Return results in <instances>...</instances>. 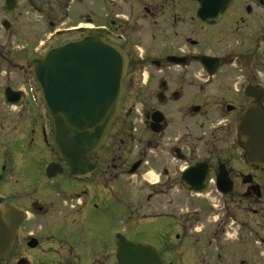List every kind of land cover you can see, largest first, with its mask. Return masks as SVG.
<instances>
[{
    "label": "flooded vegetation",
    "instance_id": "flooded-vegetation-1",
    "mask_svg": "<svg viewBox=\"0 0 264 264\" xmlns=\"http://www.w3.org/2000/svg\"><path fill=\"white\" fill-rule=\"evenodd\" d=\"M83 9L49 40L101 28L122 48L123 114L92 155L95 169L73 176L54 154L28 66L43 45L12 51L0 41V206L24 216L0 264H121V238L153 248L128 238L118 208L104 225L86 219L105 218L109 198L128 217L168 209L141 218L177 219L181 264H264V162L238 135L248 106L264 111V0H85ZM2 11L5 29L15 12L5 0Z\"/></svg>",
    "mask_w": 264,
    "mask_h": 264
},
{
    "label": "water",
    "instance_id": "water-1",
    "mask_svg": "<svg viewBox=\"0 0 264 264\" xmlns=\"http://www.w3.org/2000/svg\"><path fill=\"white\" fill-rule=\"evenodd\" d=\"M16 7L17 0H5L8 12H15ZM3 26L10 27L7 21ZM28 66L41 92L55 155L69 163L73 176L88 175L95 169L92 155L123 113L125 52L107 41L101 28H93L51 46L31 58ZM238 135L248 156L264 162V111L257 104L243 111ZM56 173L53 165L47 167V176ZM22 215L12 206H0V258L10 251ZM120 245L117 258L121 264H164L148 246L122 238Z\"/></svg>",
    "mask_w": 264,
    "mask_h": 264
},
{
    "label": "rangeland",
    "instance_id": "rangeland-1",
    "mask_svg": "<svg viewBox=\"0 0 264 264\" xmlns=\"http://www.w3.org/2000/svg\"><path fill=\"white\" fill-rule=\"evenodd\" d=\"M3 1L4 0H0V41H10L12 51L17 49L14 48L16 45L20 46L26 44L34 48H39L40 45H43L42 49L49 48L54 44L53 39L49 40V34L54 28L76 24L79 21V15L84 13L83 8L85 3V0H50L48 3L44 2L39 4L36 0H19L15 15L11 19H8L11 27L6 30L1 24V20L4 18V13L2 11ZM52 22L55 24L51 26ZM62 38L64 37L59 39ZM27 56H29V53ZM153 176L154 175L151 173V177ZM131 179L134 180L135 178L132 177ZM61 182L66 185L69 183V181L62 179ZM12 192H14V190H12ZM127 193L131 199H134L133 194L136 193L134 190ZM168 199L169 197H167V201ZM110 200L109 198L107 203L104 204L110 207L105 214V218L97 216L94 214V211H88L84 212L86 219L91 222L102 223V219H113L112 213L118 208L122 213L120 228L127 233L130 240H136L143 244L150 245L153 248L155 247L157 250L161 251L162 254L166 253L168 255V263L181 264L183 255L180 254L181 247L178 245L179 239L177 237L180 235V230L176 226L177 219H169L168 216H161L153 219L141 218V215L144 213L164 214L169 212L168 209L166 210L160 207L153 211H139L138 213L131 209L132 216L128 217V210L120 208L119 205L116 206L111 203ZM145 206L149 207L147 203ZM114 208L115 210H113ZM31 216L30 214V219H32ZM106 231H111V226L108 224H106V227L104 226V232L106 233Z\"/></svg>",
    "mask_w": 264,
    "mask_h": 264
}]
</instances>
